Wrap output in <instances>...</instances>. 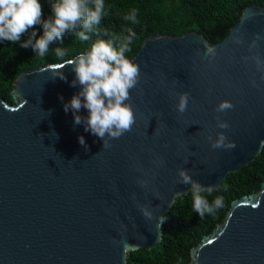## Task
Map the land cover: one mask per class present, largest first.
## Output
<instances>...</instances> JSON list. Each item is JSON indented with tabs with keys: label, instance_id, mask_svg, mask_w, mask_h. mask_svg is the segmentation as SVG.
<instances>
[{
	"label": "water",
	"instance_id": "obj_1",
	"mask_svg": "<svg viewBox=\"0 0 264 264\" xmlns=\"http://www.w3.org/2000/svg\"><path fill=\"white\" fill-rule=\"evenodd\" d=\"M210 47L214 56L206 55ZM130 59L141 71L130 92L137 122L107 149L63 110L80 91L70 86V66L66 80L41 72L48 64L13 77L12 102L0 98V264H125L128 251L160 242L159 216L189 191L177 182L178 168L218 187L260 153L264 8L242 7L215 43L195 31L145 35ZM184 92L190 99L180 115L175 104ZM225 100L234 108L217 113ZM217 116L229 129L215 127ZM219 131L236 147L210 148L206 136ZM187 264H264V178L257 190L229 201L222 219L189 248Z\"/></svg>",
	"mask_w": 264,
	"mask_h": 264
},
{
	"label": "clouds",
	"instance_id": "obj_2",
	"mask_svg": "<svg viewBox=\"0 0 264 264\" xmlns=\"http://www.w3.org/2000/svg\"><path fill=\"white\" fill-rule=\"evenodd\" d=\"M49 6L51 15L42 19L40 0H0V42L20 43V47L25 49L31 47L38 57L43 58L49 52V46L56 41L62 42L67 33H75L81 41H87L89 36L86 33L92 32L94 26L107 14L104 0H54ZM123 19L133 24L138 23L137 9L133 8ZM35 26H40L43 30L39 38L34 30ZM80 28L83 31H77ZM30 30L32 31L29 38L21 42L22 35ZM135 38L136 33L129 29L127 35H115L108 41L96 40L89 50L70 59H64L66 52L56 48L55 56L61 62L48 64L41 69V72L49 71L53 78L66 80L63 69L66 66L71 67L74 79L70 86L79 85L80 91L63 104V110L65 113L71 110L74 124L83 125L84 131L101 139L104 149L111 147V140L131 132L137 122L130 92L138 86L141 71L139 64L125 56V53L131 51L130 46ZM256 39L260 37L257 36ZM236 42L242 43L240 40ZM255 46L253 41L250 48ZM206 55L214 56L215 50L208 48ZM189 99V93L179 94L175 104L178 114L183 115L187 111ZM82 108L87 110V116L78 114ZM233 108L234 105L225 100L217 104L215 111L225 113ZM215 120L216 128L229 129L227 121L221 120L219 116L215 117ZM206 139L212 149L228 150L236 147L223 131L216 132L215 138L209 134ZM78 142L84 148L87 146L82 136L78 137ZM177 176L179 184L190 186L192 209L199 218L203 219L206 214L214 215L217 210L225 207L222 195H217L211 202L206 198L218 191L216 185L201 184L183 167L177 169ZM137 184L145 187L146 181L138 180ZM132 199L135 200V194ZM137 208L144 218L153 219V213L149 209L141 205H137ZM165 219L166 217L160 215L156 227L160 228Z\"/></svg>",
	"mask_w": 264,
	"mask_h": 264
},
{
	"label": "trees",
	"instance_id": "obj_3",
	"mask_svg": "<svg viewBox=\"0 0 264 264\" xmlns=\"http://www.w3.org/2000/svg\"><path fill=\"white\" fill-rule=\"evenodd\" d=\"M54 0H40L42 19L51 15L49 4ZM106 15L94 26L87 41H81L75 33H67L62 42L56 41L49 46V52L43 58L38 57L31 47L25 49L20 43L0 42V98L12 102L9 87L13 77L20 71L61 61L55 56V49L66 52L64 59L90 49L96 40L113 39L115 35H127L131 29L136 33L131 51L125 53L130 59L139 49L140 40L145 35H176L188 31L200 33L205 40L215 43L223 38L241 13V8L254 3L264 8V0H104ZM133 8L137 9L136 24L125 21L123 17ZM37 38L42 28L35 26ZM32 30L22 35L21 42L27 40ZM77 31H83L82 28ZM264 178V145L258 155L238 171L228 173L211 196V202L217 195L224 197L225 207L214 215L199 218L192 209V197L188 191L176 198L167 210L161 225V239L150 249H136L126 253L125 264H187L189 248L208 234L218 223L229 201L258 189ZM226 189V190H225Z\"/></svg>",
	"mask_w": 264,
	"mask_h": 264
},
{
	"label": "snow or ice",
	"instance_id": "obj_4",
	"mask_svg": "<svg viewBox=\"0 0 264 264\" xmlns=\"http://www.w3.org/2000/svg\"><path fill=\"white\" fill-rule=\"evenodd\" d=\"M209 243H211V241H209Z\"/></svg>",
	"mask_w": 264,
	"mask_h": 264
}]
</instances>
